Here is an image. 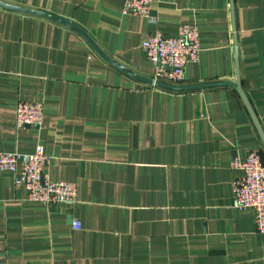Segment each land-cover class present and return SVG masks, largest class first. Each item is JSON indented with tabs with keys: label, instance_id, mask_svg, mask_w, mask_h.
Wrapping results in <instances>:
<instances>
[{
	"label": "crops",
	"instance_id": "0c3cea01",
	"mask_svg": "<svg viewBox=\"0 0 264 264\" xmlns=\"http://www.w3.org/2000/svg\"><path fill=\"white\" fill-rule=\"evenodd\" d=\"M81 27L131 71L150 76L140 40L197 29L187 84L235 79L264 132V0H1ZM233 24V29H232ZM18 99L39 100L38 126L14 125ZM41 144L44 169L75 201L27 200L0 170V264H264L252 210L230 205L232 155L264 146L229 85L173 90L103 60L74 29L0 6V150ZM77 219L79 227L71 221Z\"/></svg>",
	"mask_w": 264,
	"mask_h": 264
},
{
	"label": "built area",
	"instance_id": "2783aa9c",
	"mask_svg": "<svg viewBox=\"0 0 264 264\" xmlns=\"http://www.w3.org/2000/svg\"><path fill=\"white\" fill-rule=\"evenodd\" d=\"M151 1L123 0L121 11L147 18ZM139 47L153 65L150 75L153 79L179 83L183 80L185 65L198 56L196 26L193 22H183L171 33L153 29L140 40ZM41 107L39 100L18 99L14 105L15 127L38 126ZM45 159L39 143L31 152L0 150V170L10 171L13 182L23 185L27 200L40 203L75 201L74 183L51 179L44 169ZM230 166L240 170L231 180L230 205L250 208L255 230L264 233V162L260 160L258 149L250 148L241 157L232 155ZM71 225L78 228L79 221L73 219Z\"/></svg>",
	"mask_w": 264,
	"mask_h": 264
},
{
	"label": "water",
	"instance_id": "95a60500",
	"mask_svg": "<svg viewBox=\"0 0 264 264\" xmlns=\"http://www.w3.org/2000/svg\"><path fill=\"white\" fill-rule=\"evenodd\" d=\"M0 6L5 7V8H9V9H13L16 11H20V12H25V13H29V14H34V15H38V16H43L46 18H49L53 21H56L60 24H63L67 27H70L72 29H74L75 31H77L86 41L87 43L91 46V48L106 62H108L109 64L113 65L114 67H116L117 69L123 71L124 73H126L127 75H129L130 77L136 79V80H140L143 81L145 83H148L150 85H154V86H160V87H164V88H168V89H173V90H183V89H193V88H200V87H208V86H216V85H229L231 87H233L249 117L251 118V121L259 135V138L261 140L262 145L264 146V132L261 129L258 120L245 96V94L243 93L241 87H240V83H239V78H238V73H237V67H236V53L234 54V61H235V79L233 81L231 80H226V79H220V80H211V81H203V82H195V83H187V84H176V83H169L163 80H159V79H153L151 76H144V75H139L133 71H131L130 69H128L127 67L123 66L122 64L118 63L117 61H115L114 59H112L110 56L106 55L100 48L99 46L93 41V39H91L87 33L78 25H76L75 23L71 22L68 19H64L61 17H58L56 15H53L51 13L42 11V10H38V9H32V8H28V7H23V6H19V5H15V4H11V3H7L4 1L0 0ZM232 29H233V24H232Z\"/></svg>",
	"mask_w": 264,
	"mask_h": 264
}]
</instances>
